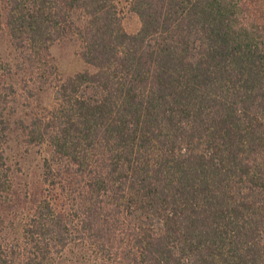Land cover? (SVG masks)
I'll return each instance as SVG.
<instances>
[{
  "label": "trees",
  "instance_id": "trees-1",
  "mask_svg": "<svg viewBox=\"0 0 264 264\" xmlns=\"http://www.w3.org/2000/svg\"><path fill=\"white\" fill-rule=\"evenodd\" d=\"M0 264H264V0H0Z\"/></svg>",
  "mask_w": 264,
  "mask_h": 264
},
{
  "label": "rangeland",
  "instance_id": "rangeland-1",
  "mask_svg": "<svg viewBox=\"0 0 264 264\" xmlns=\"http://www.w3.org/2000/svg\"><path fill=\"white\" fill-rule=\"evenodd\" d=\"M122 24L127 31L134 32L139 27V20L135 14L125 8ZM51 51L59 71L63 74H70L86 67L72 41L59 42L52 47ZM49 97L50 93H47V101ZM23 153L15 159L16 173L14 176L15 195L17 198H21V202L25 199L34 200L44 191L40 176L43 154L37 151V147Z\"/></svg>",
  "mask_w": 264,
  "mask_h": 264
}]
</instances>
